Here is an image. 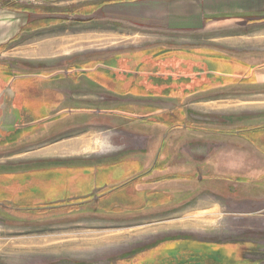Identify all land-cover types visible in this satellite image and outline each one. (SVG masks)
<instances>
[{"label": "rangeland", "instance_id": "obj_1", "mask_svg": "<svg viewBox=\"0 0 264 264\" xmlns=\"http://www.w3.org/2000/svg\"><path fill=\"white\" fill-rule=\"evenodd\" d=\"M99 4L97 0H0V8L13 12L23 22H27V26L16 38L0 47V53L8 49L0 56V72L5 77L7 68L10 75H15L18 71L32 73L40 69L87 68L94 65L95 59L116 52L124 53L121 57H126L145 48V42L128 34L129 31L126 30L119 35H102V29L108 32L118 26L114 27L115 24L107 20L104 22L91 16L95 15ZM59 41L62 43L60 46ZM204 42L208 43L206 40ZM48 43L52 44L47 51L44 46ZM192 51L189 55H199L196 49ZM202 53L204 52L201 51V55L205 56ZM226 54L223 52L218 57H207L213 72L214 81L209 87L211 89L223 86V82L230 85L242 84L225 75L229 72L234 75L235 70L222 61L226 59L224 57H228ZM98 64L103 68L97 71H105L113 63L105 61ZM124 66L122 68L129 69L126 62ZM237 69L236 73L243 70ZM0 81V90L3 89L10 95L12 89L9 90L8 87L6 91L3 79L0 78ZM105 81L109 83V80ZM258 87L264 88V85ZM87 89V101L99 103L92 104L94 107L90 109L73 110L64 121L46 120V110L30 109L32 103L26 102L20 114L16 111L13 125L7 126L0 133V163L26 164L38 159L40 162L42 156L59 153L53 151L52 143L55 140L73 138L81 133L94 141L101 136L109 139L106 144L110 148H124L122 145L128 142L131 125L133 129L140 131L146 129V124H134L131 121L134 117H128L130 113L143 117L149 109L126 108L129 99L125 96L122 97L121 105L125 107L122 113L126 118H121L117 116L119 110L112 109L115 105L111 103L112 96L108 95L110 101H106L108 96L105 93L96 95L94 90ZM33 92L41 91L39 88L32 89L31 96ZM4 94H0L2 101ZM19 97L16 98L17 101L22 100L21 94ZM32 97L31 102H34ZM257 107L256 112L260 110L264 113V96L263 103H258ZM151 112L158 113V110L151 109ZM172 115L173 117L169 115L167 125L176 122L175 114ZM220 115L217 111L210 114L215 117ZM241 135L255 140L259 150L264 152V119L256 128L242 132ZM87 155V160L94 161L100 156L98 152L90 151ZM71 159L75 161L76 158L48 157V162L44 164H63ZM248 164L253 168L242 175H218L243 184L241 192L246 195L245 199L240 200L241 197L238 196L240 199L237 202L218 193L206 195L201 190V200L209 199L212 209L208 213L186 214L197 206L183 208L179 205L189 200L192 193L187 192L181 196L180 190L173 185L168 187L169 196L166 198L162 196L160 199L159 195L152 193L150 204L146 202L139 205L136 201L127 207L118 208L119 216L126 215V218L152 214L150 220L144 221H104L92 217L37 221L35 215L41 213L38 208L42 205L38 204L40 201L33 187H27L17 199L13 190L8 191L5 197L15 200L5 210H0V217L4 218L0 221V264H264V164L258 168L253 166L251 160H248ZM33 176H0V183L3 185L20 181L21 184L31 185ZM203 184L206 181H202L201 185ZM2 196L4 197L0 189V199ZM165 210L167 212H163ZM156 213L159 214L153 215Z\"/></svg>", "mask_w": 264, "mask_h": 264}, {"label": "crops", "instance_id": "obj_2", "mask_svg": "<svg viewBox=\"0 0 264 264\" xmlns=\"http://www.w3.org/2000/svg\"><path fill=\"white\" fill-rule=\"evenodd\" d=\"M97 4L99 6L95 15L91 16L104 22L107 20L115 24L114 27L118 26L108 32L102 29V35H119L126 30L128 34L139 37L146 46L126 57H121L124 53L116 52L95 59L96 64L87 68L74 69L93 71L102 67L98 62L113 63L110 68H105L108 73L101 75L100 83L93 89L95 94L112 96L111 103L115 104L112 109H118L117 116L121 118L126 116L122 113L125 108L121 105L122 97L115 99L119 93L124 94L123 97L128 96L126 108L149 109L142 118L128 117H134L131 120L134 124H146L147 130L133 129L130 124L128 142L122 145L124 148H110L106 144L109 139L101 136L94 141L83 133L73 138L55 140L52 143L53 151H58V154L42 156L40 162L38 159L26 164L0 163V176L20 175L26 171L27 165L44 164L48 162V157L85 159L89 151L112 157L127 151V155L134 156L137 150H146L149 152V163H146L145 168H149L151 178L158 174L162 176L159 182L151 181L148 188L159 191L165 198L169 196L168 187L173 185L180 190L181 196L187 192L192 193L189 200L179 205L183 208L197 206L186 214L212 209L209 199L201 200V190L206 195L218 193L230 200L239 201L238 196L243 200L246 197L241 192L243 184L218 175L247 173V170L253 168L249 166L248 160L257 168L264 164L263 150H259L255 140L241 135L242 132L256 128L264 119L262 111L256 112L257 104L263 103L264 96V88L258 87L264 85V0H97ZM9 16L12 20L7 22ZM26 26L27 22H23L13 12L0 8V47L16 38ZM51 44H46L47 47L44 44L47 51ZM195 49L199 55H189ZM7 50H3L0 56ZM201 51L205 56L201 55ZM223 52L228 57L222 61L235 68H232L234 75L232 72L225 75L242 84L223 82V86L211 89L209 87L214 80L207 57H218ZM124 62L129 69L122 68L125 67ZM237 68L243 69L242 72L236 73ZM7 69L5 77L0 72V78L4 81L6 91L9 87L12 92L9 95V92L0 90L1 95L5 93L3 101L0 99V133L7 126L13 125L16 111L20 114L26 102L32 103L30 109L46 110L47 115L53 113L51 111L65 108L61 104L53 105L50 98L46 97L47 100L43 99L40 103L23 100L22 88L26 84L18 83V79L22 78H15ZM26 73L18 71L15 74ZM132 74H136V81L132 80ZM19 94L22 100L17 101ZM151 109L158 110V113L153 114ZM216 111L221 115L210 116ZM173 113L176 122L167 125L168 117H173ZM7 120L10 122L6 123ZM159 141L163 146L159 145ZM160 149L162 151L159 153ZM157 156L164 160L162 169L156 162ZM202 181H206V184L201 185ZM30 184H21L20 181L3 185L0 183L4 195L0 199V210H5L10 202L19 198L24 189L32 186ZM12 190L15 199L5 197ZM3 219L0 217V221Z\"/></svg>", "mask_w": 264, "mask_h": 264}, {"label": "flooded vegetation", "instance_id": "obj_3", "mask_svg": "<svg viewBox=\"0 0 264 264\" xmlns=\"http://www.w3.org/2000/svg\"><path fill=\"white\" fill-rule=\"evenodd\" d=\"M105 72L108 73V71L84 69H40L25 75L15 74L13 76L22 78L18 79V83L26 84L25 88L21 87L24 90L22 92L23 100L31 101L30 98L36 96L32 99L34 102L40 103L44 101L43 99L50 98L53 105L58 106L61 104L65 108L50 113L45 118L49 121H64L67 119L66 116L72 113L73 110L87 109L92 104L99 103L97 101H87L85 92H89L87 88L89 90L95 89L96 84L100 83L101 75ZM135 75L132 74V80L134 81L137 80ZM36 88H39L41 92H33L31 96V90ZM116 95L119 97L115 96V99H121L124 96L120 93ZM107 96L108 94H106ZM106 99V101H110L109 96ZM136 102H140V100H136ZM138 105L144 107L143 104ZM129 115L141 117L137 114L130 113ZM159 145L163 146V143L159 141ZM161 151L160 149L159 153ZM148 153L146 150H137L136 155L133 156L127 155V151H121L113 157L99 156L95 161L87 160L88 157L85 159L76 158L75 161L72 159L66 160L63 164L25 168L26 171L22 174L34 175L31 187H33L40 201L38 204L42 205L38 208L41 213L35 215L37 221L71 217L76 219L79 217L83 219L92 217L104 221L150 220L152 214H139L126 218V215L119 216L118 213L120 206L127 207L136 201L139 202V205L146 202L150 204L152 193L159 195L160 199L162 198L163 195L159 191H151L148 188L151 181L159 182L162 180V176L151 178V172H148L149 168H145L146 163H149L147 162ZM69 162L78 164H69ZM156 162L159 168L162 169L164 160L159 159L157 156ZM41 196H44V198H41ZM32 209H34V206ZM157 214L159 213L153 215ZM35 217L33 216V219Z\"/></svg>", "mask_w": 264, "mask_h": 264}, {"label": "bare ground", "instance_id": "obj_4", "mask_svg": "<svg viewBox=\"0 0 264 264\" xmlns=\"http://www.w3.org/2000/svg\"><path fill=\"white\" fill-rule=\"evenodd\" d=\"M4 18H7V17H4ZM10 20H12V19H11V17L9 16V17L7 18L6 21L9 22ZM206 212H207V211H206ZM208 212H210V211H208ZM208 212H207V213H208ZM199 214H201V213H199Z\"/></svg>", "mask_w": 264, "mask_h": 264}]
</instances>
